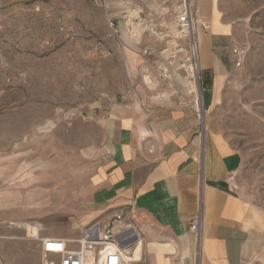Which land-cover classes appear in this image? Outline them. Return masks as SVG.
Returning <instances> with one entry per match:
<instances>
[{"label":"rangeland","instance_id":"1","mask_svg":"<svg viewBox=\"0 0 264 264\" xmlns=\"http://www.w3.org/2000/svg\"><path fill=\"white\" fill-rule=\"evenodd\" d=\"M129 1L0 0V264H43L42 238L77 239L116 214L131 246L140 237L141 255L147 250L140 213L92 215L94 173L109 151L106 107L133 87L162 95L160 102L192 100L203 125L241 153L233 190L257 222L243 264H264V0L217 2L231 28L217 48L229 68L221 62L205 71L199 51L200 85L188 40L167 12L171 3ZM108 12L118 17L120 37L109 36ZM146 46L152 53L142 52ZM205 93L213 95L206 106ZM163 235L153 229L155 238ZM182 245L173 264H182ZM140 260L132 264H149Z\"/></svg>","mask_w":264,"mask_h":264},{"label":"crops","instance_id":"2","mask_svg":"<svg viewBox=\"0 0 264 264\" xmlns=\"http://www.w3.org/2000/svg\"><path fill=\"white\" fill-rule=\"evenodd\" d=\"M166 1L176 2L148 3ZM194 1L201 20L208 23L200 33L202 67L217 69L222 62L228 69L217 49L224 41L221 36L228 39L231 30L229 22L221 20L220 0ZM152 51L150 46L142 50ZM222 82L220 75L216 83L220 87ZM161 96L134 87L119 101L110 96L109 151L94 173L92 215L104 219L131 208L144 216L145 224L136 226L145 234L142 259L149 264H173L179 244L185 250L182 264H243L246 241L257 227L245 200L234 193L230 177L243 156L203 125L201 110L192 100L166 103L158 101ZM212 100V93H205L203 105ZM200 212L197 242L190 226ZM153 229L164 235L155 238Z\"/></svg>","mask_w":264,"mask_h":264},{"label":"built area","instance_id":"3","mask_svg":"<svg viewBox=\"0 0 264 264\" xmlns=\"http://www.w3.org/2000/svg\"><path fill=\"white\" fill-rule=\"evenodd\" d=\"M175 1L169 6V12L176 18L177 25L181 28L185 39L188 40L192 71L195 72V81H198L200 85L202 82L200 80L199 36L201 31L208 28V23L201 20L199 6L194 0H183V4L180 0ZM101 2L108 7V0H101ZM107 25L109 36L120 37L118 17L112 12H108ZM61 29L65 30V26L62 25ZM177 52L173 53V57L177 56ZM237 64L240 65L241 60ZM122 221L123 215L116 214L107 223L97 221L84 227L81 236L77 239L51 237L49 242H54L57 246H47L42 238L43 264H132L133 260L126 256L125 247L126 245L131 247V235L130 233L124 234L127 227L118 228ZM201 224L202 214L200 212L192 220L191 230L200 235ZM120 232H124L123 236H120ZM70 243H76L77 246L69 248ZM52 253L58 254V259H51L49 254Z\"/></svg>","mask_w":264,"mask_h":264},{"label":"bare ground","instance_id":"4","mask_svg":"<svg viewBox=\"0 0 264 264\" xmlns=\"http://www.w3.org/2000/svg\"><path fill=\"white\" fill-rule=\"evenodd\" d=\"M199 88V87H198ZM198 99L201 101L202 100V96L199 95L198 96ZM199 101V102H200ZM203 103V102H202ZM33 227H31V225L29 226V230L28 232L30 233V237H36V234H33ZM35 233V232H34ZM43 240H45V243L47 241H49V238H43ZM143 242L142 239L139 237L137 240H136V244H135V247H128V246H125L126 247V250H127V254L126 256L131 259V260H134V261H139L140 258H141V254H142V250H143ZM141 261V260H140Z\"/></svg>","mask_w":264,"mask_h":264}]
</instances>
